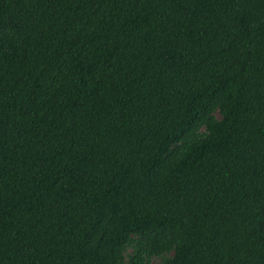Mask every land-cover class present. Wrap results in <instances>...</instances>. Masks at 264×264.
Here are the masks:
<instances>
[{"label": "trees", "instance_id": "16d2710c", "mask_svg": "<svg viewBox=\"0 0 264 264\" xmlns=\"http://www.w3.org/2000/svg\"><path fill=\"white\" fill-rule=\"evenodd\" d=\"M0 264H264V0H0Z\"/></svg>", "mask_w": 264, "mask_h": 264}]
</instances>
